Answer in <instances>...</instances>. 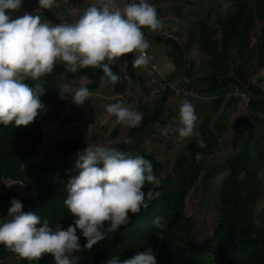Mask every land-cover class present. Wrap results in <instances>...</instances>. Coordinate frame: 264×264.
Segmentation results:
<instances>
[{
    "label": "trees",
    "instance_id": "obj_1",
    "mask_svg": "<svg viewBox=\"0 0 264 264\" xmlns=\"http://www.w3.org/2000/svg\"><path fill=\"white\" fill-rule=\"evenodd\" d=\"M34 1L22 0L21 9L14 15L38 5L37 0ZM130 1L123 0L122 9ZM93 2H88L74 15L64 12L65 22H73ZM148 2L157 13L160 12L157 3L167 4L166 8L169 6L172 10V20L158 19L179 28L169 35L184 44L192 61L188 76L197 87L208 86L220 77L236 75L251 93L257 96L264 94L261 88L264 79L254 85L257 75L264 71V0H213L204 8L198 6L202 0ZM195 6L196 11L193 9ZM144 39L149 48L163 44L176 55L178 63L164 80L163 89L157 85L147 86L146 94L154 90L157 93L143 102L130 95L124 88L123 77H131L135 71L131 53L111 62L112 70L121 77L115 84L109 82L99 68L88 66L70 73L63 62H57L51 73L28 84L33 86L41 82L46 89L40 96L44 109L38 112L34 121L26 126L0 125V178L14 182L10 195H19L23 211L40 213L53 229L57 224L65 229L72 224L74 218L63 203L67 191L61 181L64 173H68V164L76 173L74 163L69 159L82 134L67 137L60 133L67 122L87 123L92 116L82 109L68 113L66 106L72 101L70 98L61 100L58 91L64 84L73 88L87 87L91 94L107 88L111 91V98L123 101L124 106L141 113L143 119L138 127L129 128L106 113L94 121L101 131L98 142L110 143V147L136 152L148 159L160 180L159 187L154 189L159 196L141 209L147 213H129V223L110 234V238L100 241L91 250L75 253L82 257L79 264H108L113 256L130 258L148 247L156 254L157 264H264V215L262 213V217L256 219L254 212L264 198L260 177L264 171V99H244L245 93L235 81L217 83L207 93L200 94L216 96L203 109L199 120L197 132L204 141V147H200L193 136L176 156H166V161L159 160L152 153H143L145 141L156 133L157 128L168 126L170 110L175 106L168 101L174 96L168 86L181 80L182 87L192 92L182 78V67L188 65L182 49L172 41ZM124 62L127 64L125 68ZM232 88L240 94L236 100L229 97L230 111L234 108V119L230 122L233 127L221 119L225 95ZM91 99L89 96L82 106L90 103ZM183 99L189 100L185 96ZM247 122L249 133L242 145L235 135L236 128ZM48 126H54L58 135L53 133V146L43 150ZM128 139L132 142L126 143ZM223 150L227 151V158L222 168L224 174L220 189L215 196L210 193L203 198L202 189L214 187L216 179L208 175L206 166L211 157ZM149 188L152 186L146 184L145 191ZM4 203L6 200L0 199V210L5 207ZM7 203L10 204V200ZM156 216L162 217L163 230L153 224ZM85 242L81 237V246ZM2 254H5L4 250ZM9 258L17 260L16 264H54L50 254L34 261L4 255L0 256L1 264H6Z\"/></svg>",
    "mask_w": 264,
    "mask_h": 264
},
{
    "label": "clouds",
    "instance_id": "obj_2",
    "mask_svg": "<svg viewBox=\"0 0 264 264\" xmlns=\"http://www.w3.org/2000/svg\"><path fill=\"white\" fill-rule=\"evenodd\" d=\"M31 1L35 3L34 0ZM66 1L68 0H37L38 5L14 15L21 9L22 0H0V125L13 123L15 126H26L34 121L38 112L44 109L40 96L46 89L41 82L33 86L28 84L51 73L57 62H63L70 73H76L80 68L88 66L99 68L104 77L115 84L121 77L112 70L111 62L131 53L134 55L132 65L139 66L137 70L146 72L144 80L148 86L157 85L160 89L165 87L164 80L171 72L164 74L165 71L158 64L155 49L149 48V43L144 39L148 36H144L142 31L145 30H141L144 27L154 31L162 28L155 7L148 0H131L123 9V0H94L71 23L65 22L67 17L63 16L64 12H69L68 5L54 10L57 5ZM35 9L33 13H28ZM148 56H152L153 61L150 62ZM171 62L170 59L169 65ZM125 64L124 62L123 67ZM171 67L174 69L173 64ZM131 75L134 76L133 73ZM183 81L189 87L184 78ZM168 87L173 91L171 86ZM185 92L189 93L184 89L179 94H186ZM58 93L61 100L70 98L78 106L83 105L91 95L87 87L73 88L69 84H64ZM191 93L186 94L190 101L184 100L179 108L181 126L175 129L165 126L161 129V134L175 131L181 140L195 136L199 146L204 147V141L197 132L198 128L195 130V125L197 121L199 127L203 111L197 104V98L203 97L200 94L205 93H196L193 90ZM227 96L223 103L224 108L230 101ZM243 97L248 98L246 93ZM193 101L195 104H192ZM105 109L110 116L116 117L117 122L129 128L138 127L143 119L141 113L124 106L123 101L108 104ZM88 124L90 123L83 124L84 129ZM54 129V126L47 127L46 139L48 133L53 135ZM81 137L82 135L80 142ZM80 142L69 159L74 163L76 173L68 164V173H64L61 181L67 191L63 203L74 218L66 229L60 224L53 229L40 213L23 211L24 206L19 195H10L14 182L0 178V190H5L4 194H0V199L6 200L5 207L0 210V256H19L34 261L42 258L44 254H50L54 264H79L82 257L75 253L91 250L100 241L110 238V234L116 233L121 226L129 223V213L148 212H141V209L148 206V201L159 196V192L154 189L159 187L160 180L153 172V164L139 153L133 154L131 151L98 144L101 143L98 142V136L88 141L90 144L76 158L74 153ZM125 142L132 141L128 139ZM143 153L151 154L145 149ZM262 174L263 172L260 177L264 190ZM219 179L220 189L222 178L217 177L215 185ZM146 184L152 188L145 191ZM9 200L10 204L7 203ZM260 205L261 202L256 209ZM260 217L262 213L258 215V219ZM153 224L160 230L165 227L160 216L154 218ZM81 237L86 240L83 246L79 243ZM2 250L5 251L4 255ZM108 264H157V259L153 249L148 247L130 258L120 259L113 256Z\"/></svg>",
    "mask_w": 264,
    "mask_h": 264
},
{
    "label": "rangeland",
    "instance_id": "obj_3",
    "mask_svg": "<svg viewBox=\"0 0 264 264\" xmlns=\"http://www.w3.org/2000/svg\"><path fill=\"white\" fill-rule=\"evenodd\" d=\"M91 0H68L66 2H63L62 4L57 5L54 10L59 9V8H63L66 5H68L69 7V12L71 14H74L76 12H78L79 10L82 9V7H84V5ZM213 0H202V2L198 5L200 8H204L207 5H209ZM157 5H159V7L157 9L160 10L159 13H157V18H164V19H168V20H172L171 14H172V10L169 9V6L166 8L167 4L164 3H157ZM194 11H196V6L193 7ZM35 10H32L28 13H33ZM175 22V21H174ZM176 23V22H175ZM53 24H58V22H53ZM177 24V23H176ZM178 25V24H177ZM183 27H185V23H183ZM170 29V30H169ZM179 30L178 27H175V25L173 23H166V22H162V28L159 29L158 31L160 32H164L165 35L170 36L171 34H173V32ZM170 34V35H169ZM154 52L155 55L157 57V61L158 64L160 66V68L165 71L164 74H169L170 72H172V64L174 66L177 65L178 61L175 60L176 55L174 52L168 50L166 47H164L163 44H161L159 47H154ZM170 59L172 60L171 64L170 63ZM127 64L124 65V68L126 67ZM139 66L135 67L136 71H132V73L134 74V76H129V77H123V82H124V88H126V90H128L130 92V95H132L134 98L137 96V98L135 99L136 101L139 100L141 102L147 100L148 98H152L154 97V94L156 93V91H151L149 92V94H146L145 91H147L149 89L148 84H146V82H144V84H141L142 81L144 80V78H146V72L139 69ZM123 72V70L121 71ZM163 74V75H164ZM262 79H264V71L259 73L257 75L256 78V83L254 82V85L257 86V81H261ZM145 81V80H144ZM172 89H173V93L174 96L169 98V102L172 103V105H175L171 108L170 113H172V118L170 115V119L168 120V126H171L172 128H178L181 125L179 124V116H178V109L177 107L180 106L182 104L183 96L187 97L189 95L186 94H192L191 92H185L186 94H179L184 92V89L182 88L181 85V80H177L175 83H173L171 85ZM261 88L264 89V82L263 84H261ZM145 90V91H144ZM176 92V93H175ZM111 91L107 90V88L101 90L100 92H97L95 94H91L90 97H92V99L90 100V103L82 106V105H75L73 102H71L70 104H68L66 106V111L68 113H73L75 109H82L84 111H86V113L90 114L92 116V120L90 123L88 124V126L86 127V129H84L83 124H85L84 122H79V121H70L67 122L65 124V126L62 128L61 133L63 134L65 133V136L67 137H74L78 134H82L81 137V142L79 145L78 150L74 153V156L76 158H78V154L82 153L83 150L87 147L88 141L95 139L98 135L101 134V131L99 129V127L96 126L95 123H91L92 121H97L100 120L102 117H104V115L107 113L105 106L111 103H116L119 101V99L117 98H111ZM183 95V96H182ZM227 97H230V99L234 98V100H236V97H240V94L236 93V90L232 88V90L230 92L227 93ZM226 96V95H225ZM210 97L212 96H203L201 98H197L199 99V102L197 103L199 107H201L202 109H206V107L209 105L210 101L212 99H210ZM246 99V97L244 98ZM230 102V101H229ZM234 102V101H233ZM192 104H195L194 101ZM235 106V105H234ZM233 111L234 108H231L230 111V107L229 105H227L223 111V115H222V120L223 121H227V123L230 124V126H232V124L230 123L234 118L233 115ZM228 124V129L231 130V127ZM233 127V126H232ZM198 128V122L196 121V125H195V130H197ZM161 127L157 128L156 133L149 138L145 143H144V149L145 151L152 153L155 155L156 158H158L159 160L162 161H166V156L168 158H173L174 156H176L178 154L179 151H181L183 149V147L186 145V143H188V141L192 138H185L183 140L178 139V133L175 131H172V134H166V135H162L161 134ZM248 132H249V123H245L243 124V126L237 128V131L235 133L237 139L241 142H239L240 144L243 145L244 141L247 140L248 137ZM54 134L58 135V132L56 129H54ZM48 138L46 139L45 137V142L43 144V150L46 149H50L54 143H52V136H50V133L47 134ZM51 144V145H48ZM98 144H102L104 146H108L110 147L111 144L110 143H105V142H101ZM135 154V153H133ZM227 158V152H222L220 154H218L215 157H212L209 161V163L206 166V171L208 173V175L210 176H215L216 178H222L223 174H224V169L223 168V164L225 162ZM263 179H264V171H263ZM217 184L214 187H205L204 189H202L201 192V197L205 198V196L209 195L210 193L213 194V196H215L214 194H216V191L219 190V180H216ZM0 183L2 184V182L0 181ZM200 184L202 185V181L200 180ZM8 186L10 184H7ZM263 185H264V180H263ZM13 186V185H12ZM11 186V187H12ZM3 187H5L3 185ZM220 192V191H219ZM5 190L1 189L0 190V194H4ZM260 213H263L264 215V199L261 200V205L258 207V209H256V219H258V215ZM18 261L15 260L14 258H9L7 260L6 264H16ZM0 264H1V260H0Z\"/></svg>",
    "mask_w": 264,
    "mask_h": 264
},
{
    "label": "water",
    "instance_id": "obj_4",
    "mask_svg": "<svg viewBox=\"0 0 264 264\" xmlns=\"http://www.w3.org/2000/svg\"><path fill=\"white\" fill-rule=\"evenodd\" d=\"M142 32L144 33V36L152 37V38L158 39V40L163 41V42L172 41L179 48L182 49V53H183L184 59L188 62V65L187 66H183V68H182V76L185 79L186 83L189 85V87L194 92H196V93H201V92L205 93L208 90H210L217 83H222V82H226V81H229V80H233L243 89V91L246 93L248 98H251L253 100L264 99V95H260V96L253 95L250 92V90L248 89V87L243 83V81L239 77H237L236 75H229V76H225V77H220V78L216 79L212 84L208 85L207 87H204L202 89H198L197 87H195V85L193 84V81L189 78V76L187 74V71L191 67V59H190L189 55L187 54V51H186L185 46L183 45V43L181 41L176 40L173 37H169L167 35L161 34V32H158V31L145 30V31H142Z\"/></svg>",
    "mask_w": 264,
    "mask_h": 264
},
{
    "label": "built area",
    "instance_id": "obj_5",
    "mask_svg": "<svg viewBox=\"0 0 264 264\" xmlns=\"http://www.w3.org/2000/svg\"><path fill=\"white\" fill-rule=\"evenodd\" d=\"M149 57V61H153V57L152 56H148Z\"/></svg>",
    "mask_w": 264,
    "mask_h": 264
}]
</instances>
